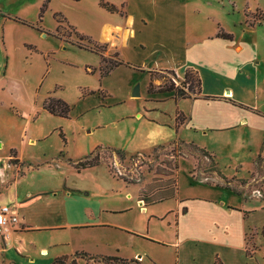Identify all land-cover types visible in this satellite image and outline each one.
Instances as JSON below:
<instances>
[{
  "label": "crops",
  "instance_id": "obj_1",
  "mask_svg": "<svg viewBox=\"0 0 264 264\" xmlns=\"http://www.w3.org/2000/svg\"><path fill=\"white\" fill-rule=\"evenodd\" d=\"M104 1L116 10H104L108 19L97 22V42L116 51L119 59L140 67H118L130 76L125 98L159 104L153 109L158 117L142 110L130 117L144 118L149 127L163 126L160 129H165L166 139L162 142L166 144L180 139L206 148L224 177L251 175L256 160L264 158V39L255 36L259 25L246 26L245 13L232 10L226 0L222 4L233 18L232 27L197 0ZM0 11L4 18L0 19V37L5 45L10 37L6 20L13 18L2 14L14 15ZM13 20L25 28L20 45H33V26ZM220 30L232 38L218 35ZM165 70L179 79L187 70L197 72L199 94L175 99L173 90L149 92L150 71ZM136 74L145 76V81H136ZM136 88L139 96L135 97L132 92ZM177 112L184 117L180 124L175 121ZM3 133L9 143L0 160V205L14 207L19 221L0 244V264L12 258L51 264L57 257L69 256L51 248L70 242H75L76 249L89 250V254H121L135 264H264L262 193L241 194L224 185L195 180L191 172L189 185L206 190L181 193L176 173L172 197L146 202L142 195L149 180L137 188H121V192L118 183L102 173V160L77 166L92 151L72 156L58 147V151L34 153L33 148L49 135L33 134L31 115L13 127H4ZM100 148L112 149L115 162L117 150L123 156L131 154L126 146ZM59 154L66 160L62 161ZM247 167L248 175L244 176L241 172ZM70 171L87 175L91 184L82 187L80 182H70ZM129 185L128 181L120 184ZM168 200L170 211L160 220L164 211L159 214L154 205ZM132 209L137 214L133 215ZM167 220L174 224L169 239L160 229L155 234L162 238L151 233L159 222L164 227ZM65 229L76 230L70 241H62L54 232ZM98 234L106 236L102 248Z\"/></svg>",
  "mask_w": 264,
  "mask_h": 264
},
{
  "label": "rangeland",
  "instance_id": "obj_2",
  "mask_svg": "<svg viewBox=\"0 0 264 264\" xmlns=\"http://www.w3.org/2000/svg\"><path fill=\"white\" fill-rule=\"evenodd\" d=\"M222 1L225 0H197L204 8L213 9L217 19L222 18L232 27L234 26L233 18L227 15L228 11ZM226 1L229 2L232 10L237 9L236 11H239L241 15L245 13L246 26L259 25L255 36L264 39V0ZM103 2L107 1L0 0L1 10L33 22V45H20V39L25 37V28L16 24L13 19L6 20V30L10 37L5 45L0 37V102H3L0 104V139H2L0 160L7 153L9 143L4 137V127H13L14 123L19 124L31 115L33 134L49 135L33 148L34 153L54 152L60 147L63 153L68 152L72 156L90 153V151L93 154L97 152L98 162L99 160L104 162L102 173L110 176L112 182H117V189L121 192L125 188H137L141 182L149 180L144 190L149 194L147 201L167 192L171 193L175 188L176 173L181 193H201L206 190L200 189V185H189L190 172L195 180L224 185L241 194L255 192L264 195V158L256 160L255 170L248 177H224L211 153L207 154L198 145L191 143L166 144L162 142L166 139L165 129H160L163 126L149 127L144 122V118L135 120L130 117L136 110H142L144 114L148 116L153 114V117H156L157 114L154 112L158 111L153 109L159 107V104L147 99L125 98L127 93L125 85L130 80V76L118 67L134 66L121 64L107 72L100 71L101 55L73 43L76 40L86 43L87 38H81L82 35L97 42V22L108 19L104 10L106 12L109 10L102 5ZM0 19L4 20L3 17ZM235 21L239 23V20ZM105 55H111L110 59L113 62L119 60L117 52L109 50L108 47H106ZM186 72L188 77L184 75L179 79L175 73L155 71L153 83L155 85L179 84L187 91L189 97L196 96L200 90L198 73L192 70ZM138 79L145 81V76L143 78L142 75L136 74L135 80L138 81ZM144 85L142 84L143 89ZM134 91L138 92L137 88ZM48 96L61 98L69 104L70 110L66 117L54 115L43 108V101ZM158 144L166 145L157 146ZM100 145L103 147L126 146L131 154L123 156L121 152L115 150L117 156L115 162L113 150L100 148ZM151 146L153 148H150ZM145 149L147 151H143ZM58 157L62 161L66 160L64 154H59ZM248 171L249 167L241 173L247 176ZM67 175L70 182H80L79 185L82 187L91 184L89 178H85L88 177L87 175H77L71 171ZM122 180L128 181L129 186L132 187L120 186ZM157 186L162 189H159L156 194H151V189L154 191ZM154 209L159 214L164 211V214L159 217L163 220L162 217L170 211L169 200L155 204ZM131 213L137 214L136 209H132ZM164 222L166 223L164 227H160L161 222H159L151 233L162 238L161 235L155 234V231L160 233L161 230L164 238L169 239L174 232V224L172 221L169 224V220ZM135 227L139 228L137 221ZM54 232H58L59 239L62 241H70L74 238L76 230L65 229ZM98 236L102 237L100 244L102 248L106 236L105 234H98ZM4 240L0 233V244ZM149 240L153 239L149 238ZM74 245L75 242L59 244L51 250L69 254L62 264H121L119 260L108 259L94 253L89 254L87 253L89 250L76 249ZM119 255V258L123 257ZM2 264L29 263L22 258H12Z\"/></svg>",
  "mask_w": 264,
  "mask_h": 264
},
{
  "label": "trees",
  "instance_id": "obj_3",
  "mask_svg": "<svg viewBox=\"0 0 264 264\" xmlns=\"http://www.w3.org/2000/svg\"><path fill=\"white\" fill-rule=\"evenodd\" d=\"M102 5H104L106 7V9L109 10V11L116 10V7L113 4H110L108 2H103ZM41 10H43V8H41ZM0 13H1V11H0ZM2 15L3 16L12 17L15 20H18V21H20L22 23H25L27 25L33 26V23L27 22L24 19H20L18 17L11 16V15L6 14V13L2 14ZM57 35H58V33H57ZM218 35L226 37V38H232V34L227 33V32H225L223 30H220ZM81 38H87V42L85 43V42H82L80 40H76L73 43L77 44L81 48H85V49H89V50L98 52L101 55L102 60H101V65H100V71L107 72L109 69H112L113 67H115L117 65H121V64L134 66V67L140 69L139 66L132 65L130 62H126V61H123L121 59L116 60L115 62H113L110 59L111 55H105L106 44L99 43V42H94V41L91 40V38H89L88 36H84V35H82ZM165 71L166 72H172L170 70H165ZM172 73L174 74V72H172ZM185 77H188V73L187 72H185ZM153 79H154L153 71H150V81H149L148 88H147L149 92H153V91H171V90H173L175 99L189 97L187 91L184 90V88H182L179 84L178 85H174L172 83L170 85H162V84L155 85L153 83ZM199 82L201 84L200 78H199ZM182 84L184 85L183 82H182ZM199 92H200V90H199ZM43 108L46 109L49 113H52L54 115L64 116V117H66L68 115V112L70 110V106H69V104L66 101H64L61 98H55V97H52V96H48L47 98L44 99ZM180 116H181V120H180ZM176 119L177 120L179 119V121H177V123H179V124L183 122L184 117L182 116L181 112H177ZM175 143H183V140L177 139L172 144H175ZM198 147L200 149H202V151H204L205 153L210 154V152L206 148L201 147V146H198ZM12 155L13 154H12V151H11V156ZM210 155H212V154H210ZM98 159H99V155L96 152L94 154H91L87 158H85L83 161L78 162L77 166L95 165V164L98 163ZM12 161L14 163L17 162V160L15 158H13ZM214 161H215V163L217 165V161L216 160H214ZM174 179H175V181H174V187L175 188H174V190L171 193L167 192L164 195L156 197V198H154L151 201H147V197H148L149 194H148L147 191L146 192L143 191V195L142 196L145 199V201L146 202H153V201H159V200H162V199H166L168 197H172L174 195L175 189H176V174L174 175ZM159 189H162V188L160 186H157V187H155L154 191L151 189L150 192H151V194L152 193L156 194V193H158ZM65 257L66 256L57 257V258H55L52 261L51 264H62L65 261ZM103 257H106V258L112 259V260H119V261H121V264H135V262L133 260H126L124 258H119V257H116V256H103Z\"/></svg>",
  "mask_w": 264,
  "mask_h": 264
},
{
  "label": "built area",
  "instance_id": "obj_4",
  "mask_svg": "<svg viewBox=\"0 0 264 264\" xmlns=\"http://www.w3.org/2000/svg\"><path fill=\"white\" fill-rule=\"evenodd\" d=\"M18 221L19 217L14 207L10 204L0 205V233L4 238L14 231Z\"/></svg>",
  "mask_w": 264,
  "mask_h": 264
},
{
  "label": "water",
  "instance_id": "obj_5",
  "mask_svg": "<svg viewBox=\"0 0 264 264\" xmlns=\"http://www.w3.org/2000/svg\"><path fill=\"white\" fill-rule=\"evenodd\" d=\"M133 95H138V92L136 91V92H133Z\"/></svg>",
  "mask_w": 264,
  "mask_h": 264
}]
</instances>
